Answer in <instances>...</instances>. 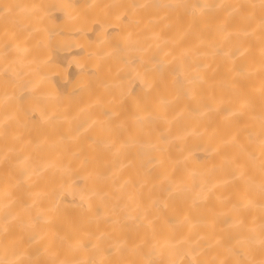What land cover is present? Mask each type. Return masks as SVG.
<instances>
[{
	"label": "bare ground",
	"instance_id": "bare-ground-1",
	"mask_svg": "<svg viewBox=\"0 0 264 264\" xmlns=\"http://www.w3.org/2000/svg\"><path fill=\"white\" fill-rule=\"evenodd\" d=\"M0 264H264V0H0Z\"/></svg>",
	"mask_w": 264,
	"mask_h": 264
}]
</instances>
